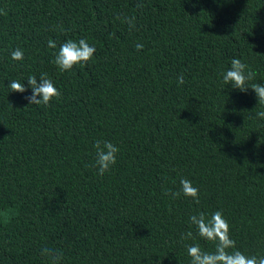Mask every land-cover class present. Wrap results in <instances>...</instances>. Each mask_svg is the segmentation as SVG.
Listing matches in <instances>:
<instances>
[{
    "label": "trees",
    "instance_id": "trees-1",
    "mask_svg": "<svg viewBox=\"0 0 264 264\" xmlns=\"http://www.w3.org/2000/svg\"><path fill=\"white\" fill-rule=\"evenodd\" d=\"M0 10V264H47L44 248L62 264H191L188 245H215L189 217L216 211L238 250L264 256V105L250 88L264 85V0H0ZM80 39L93 59L61 72L59 47ZM234 58L255 73L247 92L223 83ZM41 74L61 98L29 105L27 77ZM12 80L27 91L11 92ZM97 140L120 149L103 176ZM181 178L199 204L165 194Z\"/></svg>",
    "mask_w": 264,
    "mask_h": 264
},
{
    "label": "clouds",
    "instance_id": "clouds-1",
    "mask_svg": "<svg viewBox=\"0 0 264 264\" xmlns=\"http://www.w3.org/2000/svg\"><path fill=\"white\" fill-rule=\"evenodd\" d=\"M142 5H137L141 7ZM0 14L3 13L0 10ZM121 19V17H117ZM135 17H124L123 22L127 23L131 28L135 27ZM114 35V34H113ZM50 49H56L57 45L53 40L48 41ZM137 49L143 48L142 44H137ZM96 52L95 47L91 46L87 40L80 39L78 42L67 40L58 49L53 59V64L58 67L61 72L71 71L75 66H86L90 62ZM11 58L14 61H22L24 53L17 48L11 52ZM255 73L248 70V66L240 59L231 60V67L223 73L222 80L224 84H230L233 89L241 92H247L248 81L253 80ZM27 83L31 87L32 95L25 97L29 105L49 106L53 100H59L62 93L56 88L53 81L46 74H41L38 78L35 75L27 77ZM178 84L185 83L183 75L177 78ZM11 92L25 93L27 91L25 84L19 80H12L8 85ZM253 92L256 93L258 105H264V85L252 84ZM257 117L264 119V111L256 113ZM96 153L95 167L97 174L103 176L109 172L117 162V155L120 149L109 141L97 140L93 145ZM181 189L179 192H166L172 198H176L181 193L191 198L196 204L200 203L199 189L195 187L192 181L181 178ZM191 225L197 229V234L206 241L213 242L215 245L214 252L203 251L199 245H188L187 253L191 258V264H264V256H248L236 248V242L231 238L230 225L226 221L221 211H216L211 215L199 212L189 217ZM192 231L182 234V239H192ZM41 255L47 258V264H62L63 253L59 250L44 248Z\"/></svg>",
    "mask_w": 264,
    "mask_h": 264
}]
</instances>
